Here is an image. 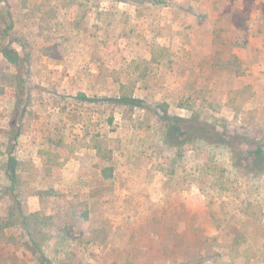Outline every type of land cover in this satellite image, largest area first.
Here are the masks:
<instances>
[{"label":"rangeland","instance_id":"374dc122","mask_svg":"<svg viewBox=\"0 0 264 264\" xmlns=\"http://www.w3.org/2000/svg\"><path fill=\"white\" fill-rule=\"evenodd\" d=\"M216 1L0 0L28 86L0 55V220L50 216L47 264H264V0Z\"/></svg>","mask_w":264,"mask_h":264},{"label":"trees","instance_id":"16d2710c","mask_svg":"<svg viewBox=\"0 0 264 264\" xmlns=\"http://www.w3.org/2000/svg\"><path fill=\"white\" fill-rule=\"evenodd\" d=\"M221 1L217 0L216 2ZM225 0H223L224 2ZM250 1V0H249ZM254 1H250L253 3ZM259 6L255 8H250V12H256V10H260V12L264 15V3L259 1ZM228 4H224V10L226 13L224 14V18L231 24L234 23L235 19L232 16L233 12H239L238 6H233L232 8H227ZM249 8V7H248ZM247 10V7L244 8ZM244 13V11H243ZM237 27V25H236ZM14 28V21L12 18V14L9 10H5L0 8V55L3 59H5L11 66L16 68V72L13 73V76L10 78V88L13 92L12 95L17 97V106L20 107V103L27 96V82L24 76V65L23 58L20 52L11 44L10 36L11 32ZM78 97L82 100L90 99L89 96L85 92H79ZM22 100V101H21ZM179 121H182L184 129H191L190 139L200 137L206 138L211 137L215 133L214 130H208L206 126V122L202 120L199 116H192L190 118H180ZM175 126V125H174ZM173 125H168V131H172ZM176 127V126H175ZM178 128V126H177ZM189 139V138H188ZM9 146V159L10 162L13 160V151L15 149V142L8 144ZM261 149V148H260ZM260 153V152H256ZM11 165V164H10ZM9 165V168H10ZM102 175L105 178H110L114 175V168L112 166H106L102 169ZM9 179L11 180L14 190L16 175L9 169ZM50 216L44 215L39 211H33L26 213L22 210L21 204L19 202L18 205L12 204L8 211V215L5 216L2 220H0V241L6 238L7 229H11L14 227H21L24 230V246L35 255L39 264H47L49 261L45 243L48 239V234L46 232V226H48L50 222ZM6 252L10 251V247L6 249L3 246ZM15 254V252H13Z\"/></svg>","mask_w":264,"mask_h":264}]
</instances>
